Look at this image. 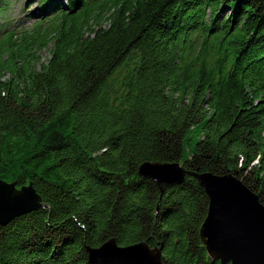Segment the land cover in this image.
<instances>
[{
	"label": "trees",
	"instance_id": "trees-1",
	"mask_svg": "<svg viewBox=\"0 0 264 264\" xmlns=\"http://www.w3.org/2000/svg\"><path fill=\"white\" fill-rule=\"evenodd\" d=\"M38 4L25 16L49 58L0 42V181L42 207L0 226V264H89L109 240L220 264L199 237L204 188L186 176L161 195L138 167L231 176L264 207V0Z\"/></svg>",
	"mask_w": 264,
	"mask_h": 264
},
{
	"label": "water",
	"instance_id": "water-1",
	"mask_svg": "<svg viewBox=\"0 0 264 264\" xmlns=\"http://www.w3.org/2000/svg\"><path fill=\"white\" fill-rule=\"evenodd\" d=\"M138 174L155 182L161 195L186 176L195 178L208 197L199 230L208 257L220 264H264V207L241 181L188 172L177 162H144ZM39 200L31 186L17 190L14 184L0 181V226L41 208ZM87 254L89 264H163L160 252L145 243L119 248L109 240L99 248H87Z\"/></svg>",
	"mask_w": 264,
	"mask_h": 264
},
{
	"label": "rangeland",
	"instance_id": "rangeland-1",
	"mask_svg": "<svg viewBox=\"0 0 264 264\" xmlns=\"http://www.w3.org/2000/svg\"><path fill=\"white\" fill-rule=\"evenodd\" d=\"M38 5V0H10L0 15V41L6 39L7 32H15L13 39L19 38L18 44H27L29 51L33 52L36 41L43 39L47 33L46 26L37 27V21H40L41 17L25 16L35 11ZM5 29L8 31L5 32ZM49 47L50 45L40 51L34 50L32 54L36 62H45L49 58Z\"/></svg>",
	"mask_w": 264,
	"mask_h": 264
},
{
	"label": "bare ground",
	"instance_id": "bare-ground-1",
	"mask_svg": "<svg viewBox=\"0 0 264 264\" xmlns=\"http://www.w3.org/2000/svg\"><path fill=\"white\" fill-rule=\"evenodd\" d=\"M34 12V11H33ZM15 33V32H14ZM15 35H16V33H15ZM1 42V41H0ZM256 244V243H255Z\"/></svg>",
	"mask_w": 264,
	"mask_h": 264
}]
</instances>
